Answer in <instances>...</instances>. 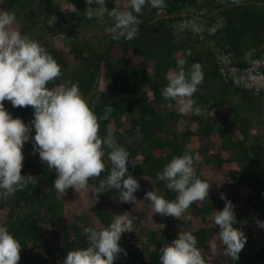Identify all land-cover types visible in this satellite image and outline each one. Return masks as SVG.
Instances as JSON below:
<instances>
[{"label":"trees","instance_id":"obj_1","mask_svg":"<svg viewBox=\"0 0 264 264\" xmlns=\"http://www.w3.org/2000/svg\"><path fill=\"white\" fill-rule=\"evenodd\" d=\"M66 1L74 7L71 16L61 11L56 0H0V13H14L17 17L14 28L38 41L61 66V77L50 82L48 88L76 85L98 117L105 115L107 106H112L108 119L99 120V135L105 137L111 133L116 142L130 153L128 172L139 185L144 178H150L155 181L156 194L169 200H174L176 194L167 189L166 182L157 179V174L174 157L185 153L195 156L199 150L188 147L192 137H207L216 132L222 149L229 152V156L222 160L216 155L207 157L206 161L216 169L223 162L242 166L243 172L234 175L228 190L246 187L251 192L246 212L249 211L252 216L243 219L237 210L234 211L237 223L233 227L240 230L249 226L254 214L264 216V113L248 112L245 85L236 81L225 70L223 63V56H226L241 72L255 66L264 70L261 65L264 60V0H164L161 8L146 5L138 17L142 21L140 31L132 41L112 39L106 31L112 21L107 15L100 17L95 13L97 5L87 9L86 0ZM117 1L106 0V7L131 10L130 6L121 8ZM190 8L200 12L205 10L201 15L205 19L202 34L188 28L180 31L177 27L183 21V12ZM89 10L93 11L91 19L86 14ZM162 10L164 15H160ZM55 35L63 38V48L72 56L71 62L56 45ZM129 53L141 57L143 65L128 58ZM180 60L186 61V74L194 63L201 66L203 80L191 98L196 102L195 107L201 109L200 115L194 111L189 115L182 114L177 110L176 101H166L161 95V90L168 83L167 74L179 71L177 65ZM147 66L152 68L151 73ZM102 80L105 81L104 88ZM150 93L152 99L148 97ZM217 108H226L231 113L229 126L216 122L212 111ZM5 109L25 124L34 119L31 107L13 108L11 105ZM185 118L196 124L194 130L177 128ZM254 126L258 128L257 134L251 132ZM237 131L239 138H236ZM31 135L34 137V129ZM107 151L105 149L106 171L88 181L94 191L99 187L100 180L109 174L111 165ZM23 156L21 174L35 177L36 184H29L28 188L7 199L0 198V209L8 210L0 227H6L22 247L18 264H59L70 250L88 247L84 229L91 228V225L84 213H79L71 224H66L65 203L53 188L57 178L55 170L43 164L39 154L34 155L33 150ZM138 156L140 160L132 167L131 162ZM195 174L207 182L199 169L195 170ZM224 196L232 201L228 194ZM99 198L104 202L119 200V193L107 189ZM138 198L151 205L145 200V193ZM210 200L207 206L196 212L205 215L211 212L214 202L225 203L221 196L216 199L211 197ZM91 212L103 229L116 219L97 206L92 207ZM189 222V219L180 221L170 217L159 235L147 230L148 227L134 225V237L146 232L148 237L143 249L134 244L131 237L119 243L127 252L126 256L122 252L123 264H159V249L175 240L169 231L171 226H188ZM47 227L54 229L55 242L62 241L60 254L46 237ZM218 232L219 226L200 228L191 234L197 240L196 246L201 249ZM248 235L247 242H251L254 252L250 256L240 252L235 262L227 256L230 262H264V237L252 230H248ZM114 264L122 263L114 261Z\"/></svg>","mask_w":264,"mask_h":264},{"label":"clouds","instance_id":"obj_2","mask_svg":"<svg viewBox=\"0 0 264 264\" xmlns=\"http://www.w3.org/2000/svg\"><path fill=\"white\" fill-rule=\"evenodd\" d=\"M97 5L95 13L105 15L112 21L106 31L113 40H134L142 21L138 18L143 8H161L164 0H128L131 10L109 9L106 0H86ZM89 19L93 11H87ZM17 17L14 13H0V198L7 199L17 191H23L31 184H36L35 177L22 175L24 156L22 149L31 137L33 154L50 170H55L56 179L53 188L64 197L69 188L77 191L85 190L88 181L98 178L106 171L104 157L110 170L105 179L100 180L99 187L93 192L97 200L107 189L117 190L119 200L135 203L134 193L140 185L129 172L130 153L121 147L114 136L109 133L105 137L99 135V120L108 119L113 111L112 106L105 108V115L98 117L83 99L76 85L67 87L60 85L49 89L48 84L62 75L61 66L36 40L22 34L14 28ZM186 61H178V72H169L166 76L167 86L161 90L166 101H176L182 114L194 111L202 114L191 99L202 83L203 73L198 63L192 65L189 73H185ZM11 103L13 108L31 107L34 119L25 124L20 118H13L5 109L4 102ZM171 107V104H169ZM33 129L34 137L31 136ZM199 157L188 153L174 157L157 174L159 181L166 182L170 192L176 194L174 200L158 196L155 191L145 193V200L151 202L152 210L161 216L180 218L190 206L197 201L208 198L210 186L196 177L194 161ZM132 167L136 161L131 162ZM127 177V178H126ZM225 200L222 211L215 212L214 226H219L217 233L224 245L223 255L234 262L244 248L247 238L245 234L234 228L237 223L233 205ZM131 223V221H129ZM264 228V222L257 221ZM125 231L122 216L105 229L85 228L88 247L70 250L62 264H114L120 254L127 252L119 246ZM197 240L190 232H180L171 244L159 249V264H206ZM22 247L6 227H0V264H18ZM217 251L213 246V252Z\"/></svg>","mask_w":264,"mask_h":264},{"label":"rangeland","instance_id":"obj_3","mask_svg":"<svg viewBox=\"0 0 264 264\" xmlns=\"http://www.w3.org/2000/svg\"><path fill=\"white\" fill-rule=\"evenodd\" d=\"M57 5L66 15L71 16L74 7L67 2L66 0H56ZM117 5L121 8L125 9L129 6L128 0H118ZM205 13V10L200 12L195 10L194 8H190L183 12V21L180 22L177 27L180 31L188 28L196 34H202V29L204 27L205 19L201 17ZM160 15H164V11L162 10ZM54 41L56 45L62 50V52L66 55L71 62L73 60L72 56L63 48L64 41L60 35H55ZM119 55L118 53H116ZM222 57V56H221ZM128 58L134 60L138 64L143 65V60L141 57L135 56L132 53L128 54ZM264 61V60H263ZM263 61L261 65L264 68ZM223 63L225 64V70L235 78L236 81H240L241 84L245 85L246 95H247V110L250 114H256L259 112L264 113V70L258 69L256 66L251 68L245 72H241L238 67L230 63L226 56H223ZM147 66V70L149 73L152 72V68ZM103 81L102 88L105 87V81ZM149 99H152V94H149ZM4 106H11V103L8 101L4 102ZM180 105L177 104V110L179 111ZM180 112V111H179ZM190 112L185 115H189ZM212 115L214 116L217 123L229 126L231 123L232 115L226 108H217L212 111ZM179 130L181 129H189L194 130L196 128V124L188 119H182L180 123L177 125ZM258 128L254 126L251 129L252 134H257ZM32 136V135H31ZM33 137V136H32ZM239 132H236V138H239ZM32 139L30 137L29 141L25 143L22 154H26L33 150L32 148ZM190 150L196 151L195 156L198 155V159L194 161V170L199 169L200 174L203 175L204 179L207 180V183L210 186V190L208 193V198L203 201L194 202L190 208L180 217L174 218L176 220L183 221L185 219H189V225L179 224L172 225L170 234L174 237V239L178 238L180 232H192L194 230H198L200 228H211L217 227L214 226V217L215 212L222 211L225 207V203L216 201L211 205V212L208 214L197 213L196 210H201L205 206L210 203V198H218L221 194H228L230 200H232L233 211L237 210V213L243 219H247L249 217V211L246 212V209L249 208L251 201V192L246 187H237L234 190H228L230 182H232L234 175L241 174L243 172V168L237 164H228L221 163L219 168H215L211 162L206 161L207 157H215L219 156L222 160H226L229 156V152L225 151L221 147L220 139L217 136L216 132H211L209 136H194L192 137L189 145ZM159 156V154H158ZM163 155H161L162 157ZM194 156V157H195ZM141 157L138 156L134 161H139ZM212 186V187H211ZM155 189V181L150 178H144L143 183L140 185V188L134 193L137 198L135 203H125L120 200L113 201H101V199L96 197L94 194V187L89 186L85 190L77 191L73 188H69L64 197L61 196V199L65 203V218L66 224H71L74 221V218L79 215V213H84L87 217V221L90 223L91 228L95 230H103L99 221L94 217L91 212L92 207H99L102 211L111 213L115 218L117 216H122L123 223L125 225V231L121 239L118 243H121L123 240H127L128 237L133 238L132 242L136 244L139 248L143 249L144 242L147 240L148 232L143 234L142 236L134 237V225H143L148 227L147 230L152 232H159L166 226L165 221L169 219L168 216H161L160 214H156L151 205H146L141 201L138 196L143 195L149 191H154ZM230 191V192H229ZM8 210L6 208L0 209V225L5 222V217L7 215ZM252 216V215H251ZM131 221V223H129ZM257 221L264 222V216L254 214L251 217L249 226L242 227L240 231H242L245 236H247V241L249 239L248 230H252L257 232L260 237H264V228H261L257 225ZM82 224V223H80ZM54 229L52 227H47L46 237L50 240V243L55 246L57 249V254H60V251L63 249L62 241L55 242L54 239ZM126 234V236H125ZM125 236V237H124ZM168 244H171L169 242ZM207 246L201 248V254L204 257L206 264H236L234 262H230L227 256L223 255L224 245L220 242L218 235H214L209 238L207 241ZM216 246L217 251L213 252V246ZM166 246V245H165ZM44 247V246H43ZM42 249H46L45 248ZM254 252V247L251 242H246L244 248L241 253L250 256ZM121 262L122 264L125 262L122 253L120 254L119 259L115 260ZM59 264H62L60 262ZM250 264H264L262 263H250Z\"/></svg>","mask_w":264,"mask_h":264}]
</instances>
